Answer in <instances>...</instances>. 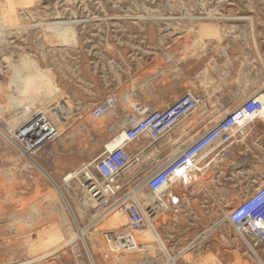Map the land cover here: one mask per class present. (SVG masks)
I'll list each match as a JSON object with an SVG mask.
<instances>
[{
	"label": "rangeland",
	"instance_id": "rangeland-1",
	"mask_svg": "<svg viewBox=\"0 0 264 264\" xmlns=\"http://www.w3.org/2000/svg\"><path fill=\"white\" fill-rule=\"evenodd\" d=\"M28 74L45 82H24ZM263 89L264 0H0V264H264V246L249 251L227 220L264 181L262 114L237 128L230 153L208 151L167 190L177 202L149 218L153 231L134 233L137 251L105 247L125 216L81 188L82 166L139 108L191 92L203 102L187 117L200 118L215 94L223 118ZM107 97L114 110L93 118ZM35 112L59 114V136L28 151L13 133ZM146 155L119 176L120 196L136 187L144 206Z\"/></svg>",
	"mask_w": 264,
	"mask_h": 264
},
{
	"label": "built area",
	"instance_id": "built-area-1",
	"mask_svg": "<svg viewBox=\"0 0 264 264\" xmlns=\"http://www.w3.org/2000/svg\"><path fill=\"white\" fill-rule=\"evenodd\" d=\"M202 100V97L199 99L191 92H186L165 108L143 113L135 121H132L134 117H125L116 128L119 131L116 134L119 139L116 147L105 151L90 165L82 166L85 177L83 176L81 188L89 200L96 205L116 203L117 210L125 216L122 226L104 233L105 247L111 253L137 251L134 233L144 229L150 217L154 218L158 212L169 209L167 207L177 202L174 196L166 198L167 190L175 182H185L191 173L199 171L200 157L208 151L216 152V155L230 153L238 122L259 115L264 107L263 100L257 96L248 98L184 145L175 158L168 155L167 159L164 155L155 153L157 142L193 112ZM115 103L114 97L105 98L91 109V116L99 119ZM54 123L39 112L14 137L24 143L28 151H32L58 138V126ZM136 143L139 144L134 155L129 147ZM144 154H147L150 161L141 183L152 195L151 203L145 206L137 202L139 197L136 187L122 196L119 192L123 185L119 176ZM227 220L249 251L254 252L264 246V181L229 211Z\"/></svg>",
	"mask_w": 264,
	"mask_h": 264
},
{
	"label": "crops",
	"instance_id": "crops-1",
	"mask_svg": "<svg viewBox=\"0 0 264 264\" xmlns=\"http://www.w3.org/2000/svg\"><path fill=\"white\" fill-rule=\"evenodd\" d=\"M220 119V97L213 94L207 98L204 106L200 107V118L199 116L194 119L186 117L178 123L157 142L154 150L155 153H159L161 156L164 155L166 158H168V155L172 156L176 154L189 140L196 137L199 132L201 133L208 129ZM197 232H200V226Z\"/></svg>",
	"mask_w": 264,
	"mask_h": 264
},
{
	"label": "bare ground",
	"instance_id": "bare-ground-1",
	"mask_svg": "<svg viewBox=\"0 0 264 264\" xmlns=\"http://www.w3.org/2000/svg\"><path fill=\"white\" fill-rule=\"evenodd\" d=\"M25 67L29 70V65L28 64H25ZM33 74H35V75H38L39 74V72L37 71V70H35L34 72H33ZM29 75H32V74H28L27 75V77L25 78V80H24V82H27V83H29L30 82V80H31V82L32 83H34V81H35V83H43V81L45 82V79L43 78V76H41V77H39V78H37V81L36 80H33L32 79V77L30 78L29 77ZM36 90V89H35ZM34 93V92H33ZM257 97L259 98V99H261V100H263V102H264V89L262 90V93L260 92L258 95H257ZM32 101V100H31ZM18 102V101H17ZM20 102V101H19ZM18 102V103H19ZM7 104V103H6ZM5 105V104H4ZM32 105V104H31ZM60 104H58V106H59ZM114 107L115 106H112V108L110 109V112L111 111H113L114 110ZM62 110V106H59V107H57V109H56V111L58 112V113H60V111ZM26 112V111H25ZM109 112V113H110ZM138 112L140 113H137V115H141V114H143L145 111H143L142 110V108H139L138 109ZM108 113V114H109ZM36 114H38V112H35L25 123H23L18 129H16L15 131L16 132H14L13 133V136L14 135H16V134H18L19 133V129L20 128H22V126H24L33 116H35ZM260 114H262V118H264V107H263V110L260 112ZM25 115V113H23V115L21 116V118L23 117ZM104 116V115H103ZM59 118V114L57 115V118L55 117V119H52L53 121L54 120H59L58 119ZM138 118H140V117H137V116H134V118H132V121H135L136 119H138ZM251 120H253L252 118H249V119H242V120H240L239 122H238V125L236 126V127H243V126H245L247 123H248V121H251ZM121 121H119V123H120ZM55 124V123H54ZM121 133H122V131H121ZM119 139H118V135L113 139V140H111V141H109L106 145H105V150L106 151H111V150H113L115 147H116V145H117V141H118ZM178 154V152L176 153V154H174V155H172L173 157L172 158H175V156ZM157 156V155H156ZM160 157V156H159ZM203 157V156H202ZM202 157H200V160H201V158ZM170 158V157H169ZM168 159V158H167ZM31 162L35 165V166H37V164L33 161V160H31ZM39 166V165H38ZM37 166V167H38ZM40 169V168H39ZM82 169L80 168V171H81ZM79 171V172H80ZM183 171H186V169H184ZM78 173V170H74V171H71V172H68L64 177H63V181H69L75 174H77ZM83 176H84V174H83ZM85 177V176H84ZM54 187H55V189H56V191H57V193L59 194V196L63 199V200H65L64 199V197H63V194L61 193V191H60V189H59V187L56 185V184H54ZM138 190V189H137ZM136 190V191H137ZM136 194H138V192L136 193ZM139 196V195H138ZM147 226H148V228H149V230H151V231H153V227H152V224L149 222V223H147ZM84 231V230H83ZM82 231V232H83ZM81 232V231H80ZM82 232L81 233H79L78 232V230H77V233H79V237L80 236H82L81 234H82ZM155 234V233H154ZM155 239H157L156 237H155ZM158 241V240H157ZM173 262V261H172Z\"/></svg>",
	"mask_w": 264,
	"mask_h": 264
}]
</instances>
